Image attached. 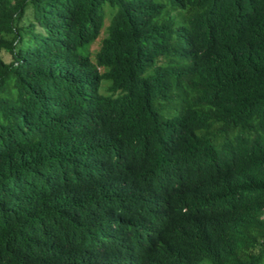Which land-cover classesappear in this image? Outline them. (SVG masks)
<instances>
[{
  "label": "trees",
  "instance_id": "trees-1",
  "mask_svg": "<svg viewBox=\"0 0 264 264\" xmlns=\"http://www.w3.org/2000/svg\"><path fill=\"white\" fill-rule=\"evenodd\" d=\"M263 218L264 0H0V264H264Z\"/></svg>",
  "mask_w": 264,
  "mask_h": 264
},
{
  "label": "rangeland",
  "instance_id": "rangeland-1",
  "mask_svg": "<svg viewBox=\"0 0 264 264\" xmlns=\"http://www.w3.org/2000/svg\"><path fill=\"white\" fill-rule=\"evenodd\" d=\"M3 58H4L5 61L9 60V56L8 55H3Z\"/></svg>",
  "mask_w": 264,
  "mask_h": 264
},
{
  "label": "clouds",
  "instance_id": "clouds-1",
  "mask_svg": "<svg viewBox=\"0 0 264 264\" xmlns=\"http://www.w3.org/2000/svg\"><path fill=\"white\" fill-rule=\"evenodd\" d=\"M264 219V218H263Z\"/></svg>",
  "mask_w": 264,
  "mask_h": 264
}]
</instances>
